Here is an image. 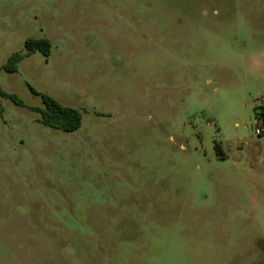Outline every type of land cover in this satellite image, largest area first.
Listing matches in <instances>:
<instances>
[{"label":"rangeland","instance_id":"rangeland-1","mask_svg":"<svg viewBox=\"0 0 264 264\" xmlns=\"http://www.w3.org/2000/svg\"><path fill=\"white\" fill-rule=\"evenodd\" d=\"M0 90V264H264V0H0Z\"/></svg>","mask_w":264,"mask_h":264},{"label":"trees","instance_id":"trees-1","mask_svg":"<svg viewBox=\"0 0 264 264\" xmlns=\"http://www.w3.org/2000/svg\"><path fill=\"white\" fill-rule=\"evenodd\" d=\"M40 52L45 57H49L52 52V44L49 39H28L25 42V51L14 53L3 66V70L8 73H15L18 71L19 64L27 57ZM31 91L36 96H41L44 107L33 108L32 110L39 113L41 116L40 122L50 128L61 130L65 133H73L78 131L83 122L82 113L75 108L61 105L53 97L40 94L33 88ZM0 95L4 98L10 99L17 106L24 107L25 104L21 98L15 94H8L0 90ZM257 118L264 119V109L255 110Z\"/></svg>","mask_w":264,"mask_h":264},{"label":"built area","instance_id":"built-area-1","mask_svg":"<svg viewBox=\"0 0 264 264\" xmlns=\"http://www.w3.org/2000/svg\"><path fill=\"white\" fill-rule=\"evenodd\" d=\"M256 126H257V132L259 135H262L264 132V119L263 118H258L257 122H256ZM261 126V128H260Z\"/></svg>","mask_w":264,"mask_h":264}]
</instances>
